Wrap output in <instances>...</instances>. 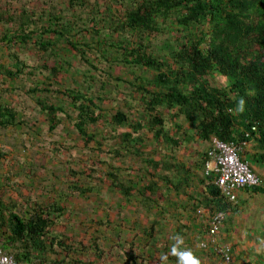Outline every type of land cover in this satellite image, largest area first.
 Masks as SVG:
<instances>
[{
    "label": "trees",
    "instance_id": "16d2710c",
    "mask_svg": "<svg viewBox=\"0 0 264 264\" xmlns=\"http://www.w3.org/2000/svg\"><path fill=\"white\" fill-rule=\"evenodd\" d=\"M3 1L0 145L18 135L28 139L8 143L12 148L0 151V164H27L21 177L38 178L47 166H36L52 152L41 130L58 136L66 123L85 156L77 165L63 164L59 179L70 193L62 192L53 204L40 200L51 193L54 170L41 185L39 201H16L9 191L1 195L12 178L6 177L5 186L0 181L5 255L17 264H88L83 257L94 251L97 260L89 264L105 258L112 264H179L171 254L176 238L165 241L164 231L183 235L187 243L177 245L178 253L191 251L187 245L197 233L168 229L169 208L186 207L194 223L199 210L219 211L231 224L241 215L239 205L222 197L207 165L212 153L219 155L217 141L249 155L255 173L264 170V0ZM26 53L38 64L30 65ZM150 147L161 154H149ZM34 155L39 159L33 162ZM105 189L138 202L137 215L156 218L144 221L133 238L117 234L111 243L98 235L89 246L78 243L63 202ZM244 191L264 196V184ZM172 195L180 200L170 201ZM124 220L118 225L110 216L99 225L116 224L122 231ZM194 226L200 229L194 242L203 243L208 228Z\"/></svg>",
    "mask_w": 264,
    "mask_h": 264
},
{
    "label": "rangeland",
    "instance_id": "374dc122",
    "mask_svg": "<svg viewBox=\"0 0 264 264\" xmlns=\"http://www.w3.org/2000/svg\"><path fill=\"white\" fill-rule=\"evenodd\" d=\"M30 1L34 2V0ZM6 3L7 0H4L3 4L6 5ZM13 4L15 5L14 7L17 6L16 3ZM26 54L27 57L25 59L30 65L38 64L37 59L35 60L29 58L30 53ZM79 68H82V65H80ZM35 82L38 83V80L36 79L35 81L30 82V84L28 85V90H32L36 87V85L34 84ZM41 83H43V81H41ZM71 85L73 88L75 87V84ZM15 86H17V84L15 83L11 85V87ZM20 94L22 98H26L25 93L21 92ZM14 98L15 101L18 102L19 98L21 97L16 94ZM113 105H108V107L112 108ZM41 133L43 145H45L47 153H49V151L52 152L51 154H49V157L42 160L36 167L40 169V165L44 164L47 166V170L40 169V176L38 178L31 179L27 175L21 177V175L19 174L21 168L23 169L27 164L21 165L19 167L17 162L11 163L10 161H2L0 164V181L3 182L2 186H5L7 183L6 177L12 178V183H10V187L4 188L5 190L1 193V195L5 191H9L10 193L8 196L15 199L16 201H25V199L29 197H32L35 201H39L41 198H39L38 195L43 194L44 188L41 187V185L45 182V179H47L46 177L51 178L50 176H47L50 175L49 170H54L57 179H55L54 177L51 178V182L54 183L50 188H48L51 193L47 198L41 199L40 201H43V203L47 204H53L54 202L59 201L58 197H60V194H62V192L70 193V190H68L69 187L66 184L62 183L59 177L62 176L63 169L67 168L65 166L70 167L67 163L74 162L77 165V160H82L83 154L81 155L77 147V142L75 141L76 136L72 132V128L68 123H66V126H64V131L62 129L58 131V136L50 135L47 131H45V128L41 130ZM17 139L21 141V139L25 140L28 138L27 136L18 135L16 136V139H11V141L8 142H6V139H3L0 145V151H6L7 149L8 151H10L12 147L9 146L8 143H15L17 142ZM203 146L205 145L199 144L198 148L202 150H206L207 148H209V146H206L207 148ZM157 149L158 148L156 147H150L148 152L151 155L161 154ZM156 150L157 152L155 153ZM25 155V158L29 159V155ZM247 158L250 165H255L249 155H247ZM38 159L39 158L34 155L32 161L34 162ZM73 159H75L76 161H73ZM197 159L199 160V158ZM136 161L137 160H135V162ZM56 168L58 169L56 170ZM257 174L264 179V172H257ZM68 180L70 181V179ZM14 187L16 191L14 190ZM51 188H55L56 191ZM241 195L244 199L243 202L247 201V203H243L244 206L239 217L238 225L236 228H234L233 232L229 230L228 233L223 232V234L225 236H229L228 239L231 241L226 240L227 242L234 243L239 247V250L235 252L238 263L245 264L252 262L253 264H264V196L254 195L253 193H247L245 191L242 192ZM173 199L180 200L177 195H172L170 197V201H172ZM63 203L68 208L71 217V219H68L67 221L71 226L70 233L72 238L78 243L85 242L88 246L92 243V239H95L98 235L105 236L106 240L108 241H111L112 237V239L115 240L114 236L117 234L122 235L123 239L133 238L137 230L138 232H143V229L145 227L144 221H149V219L156 218L155 214L152 215L143 213L140 216L137 215L138 202H134L132 204L127 203L125 199H123L120 195L113 193L110 189H105L104 191L102 190L101 194L96 195L92 194L88 196H73L72 198H68ZM169 210H172V208H169ZM110 216L114 218V223L118 225L119 223H121L122 218H125V220L122 221L124 223L126 222L123 226L124 230L121 231V229L118 228L116 224H114L112 228L99 225V223L101 222H108ZM120 217L121 220L119 219ZM136 219H138V221L139 219H141V228H136ZM186 220H189L188 217ZM177 228H182L184 234L189 233V231L185 230L182 226H174L173 230H177ZM115 231H117V233H115ZM121 232L123 234H121ZM196 233L192 231V234ZM164 235L165 241H172L173 238L178 237V234L176 235L174 233L172 235L169 230H165ZM182 237L183 236H180V238ZM183 240L185 241L184 238ZM186 240H188V238ZM111 243L113 242L111 241ZM119 254H122V252L119 251ZM83 259L88 264L91 261L94 262L97 260L94 251L90 254H85ZM113 261V259L108 260L107 258H105L104 261H102L101 263L98 262L97 264H112ZM116 261L115 264L117 263Z\"/></svg>",
    "mask_w": 264,
    "mask_h": 264
},
{
    "label": "built area",
    "instance_id": "2783aa9c",
    "mask_svg": "<svg viewBox=\"0 0 264 264\" xmlns=\"http://www.w3.org/2000/svg\"><path fill=\"white\" fill-rule=\"evenodd\" d=\"M215 145L218 147L216 151L219 155L212 153L213 160L207 165V174L214 173L217 178L216 186L230 202L236 203L239 192L247 187L263 185L262 179L242 161L238 147L217 141ZM198 217L208 224L209 231L207 239L201 244V249L217 254L219 264H237L232 248L229 245H222L220 240V231L226 221L225 214L214 212L208 216L206 211L199 210ZM0 264H17V262L0 250Z\"/></svg>",
    "mask_w": 264,
    "mask_h": 264
},
{
    "label": "crops",
    "instance_id": "0c3cea01",
    "mask_svg": "<svg viewBox=\"0 0 264 264\" xmlns=\"http://www.w3.org/2000/svg\"><path fill=\"white\" fill-rule=\"evenodd\" d=\"M244 158H246L247 160H248V158H247V156H245ZM254 168H255V166H254ZM256 168H261L259 165L256 167ZM257 170H259V169H257ZM259 172H264V170H259ZM201 188V187H200ZM205 193H206V190H205V192L203 191V195L206 197V195H205ZM207 194V193H206ZM208 195V194H207ZM173 200H175V199H173ZM243 198H242V195L240 196V200H239V207H241V212H242V209H243V203L245 204V203H247V201H245V202H243ZM182 201H183V206L185 205V201L182 199ZM177 208H179V209H172V210H169V214L168 215H170V216H168V217H170L169 219H168V225H169V228L168 229H170V230H173V227L174 226H182L185 230H187V231H194V229H195V226L194 225H196V228L197 227H199V226H201V227H203L204 225H205V227H207V225H206V222L203 220V219H201V218H199L200 220L197 222V223H194L193 222V217H194V215L189 211V210H186V207H182V206H179V207H177ZM173 217H175V219L173 218ZM187 217H188V219L189 220H186L187 219ZM239 217L240 216H238L236 219H235V221L231 224V223H229V217L227 218V220L228 221H226V225H225V227H224V229L222 230V235H221V244L225 241V240H229L228 238H229V236H225L224 234H223V232H229V230L231 231V232H233V230H234V228H236L237 227V225H238V222H239ZM194 225H193V224ZM198 229L199 228H197V230L196 231H194L195 233L197 232V234H199L198 233ZM177 230H180V229H178L177 228ZM200 230V229H199ZM196 234V235H197ZM193 236L192 237V239H191V242L190 243H193L192 245H187L188 246V248H189V250H191V252H192V254L196 257V258H198V260H199V264H215V258H212L213 260H214V263L211 261V260H207L208 259V257L207 256H205L204 254H202V252L199 250V244H196L194 241H196L195 239L198 237V239L200 238V236ZM181 236H183V235H181ZM202 236V235H201ZM179 245H181V244H179ZM212 262V263H211Z\"/></svg>",
    "mask_w": 264,
    "mask_h": 264
},
{
    "label": "clouds",
    "instance_id": "9594fccd",
    "mask_svg": "<svg viewBox=\"0 0 264 264\" xmlns=\"http://www.w3.org/2000/svg\"><path fill=\"white\" fill-rule=\"evenodd\" d=\"M240 156H241V154H240ZM241 159H242V161L244 162V158L241 156ZM246 159V158H245ZM247 160V159H246ZM245 163V162H244ZM246 164H248L249 166H250V168L252 169V171L254 172V169H253V167L249 164V163H246ZM257 174V173H256ZM258 175V174H257ZM259 176V175H258ZM261 179H262V181H263V184H264V179L261 177V176H259ZM262 186V185H261ZM219 189V188H218ZM220 190V189H219ZM244 190H246V189H244ZM244 190L243 191H240L239 192V194H238V201L236 202V203H232V202H230L229 200L227 201V203H229V204H234V205H239V200H240V196H241V193L242 192H244ZM220 194L222 195V192H221V190H220ZM222 197H224L225 198V196H223L222 195ZM228 199V198H227ZM207 213H208V216H211L214 212H219V211H214V212H210V211H208V210H205ZM223 214V213H222ZM226 216V221H227V218H228V216L227 215H225ZM226 221H225V223H224V225H223V227H222V229H221V231H220V240H221V235H222V230L224 229V227H225V225H226ZM206 225H207V227L206 228H208V224L206 223ZM228 241H231V240H228ZM225 242V245H229L231 248H232V251H233V247H232V245H234L235 246V244L234 243H229V242H227L226 240L224 241ZM182 243H187L186 241H184L183 240V238H180L179 236L176 238V245H174L173 247H172V249H171V254L172 255H178V257H179V264H199V260H198V258H196L193 254H192V252L191 251H183V252H179L178 253V251H177V245H179V244H182ZM201 244L202 243H200L199 244V250L200 251H203L202 249H201ZM209 255H205V256H207L208 257V259L207 260H211L213 263H214V260L212 259V258H215V264H219V258H218V256H217V254H215V253H208ZM210 254L211 255H213V256H210ZM233 254L235 255V258H236V254H235V252L233 251ZM212 257V258H211ZM211 262V263H212ZM236 263L237 264H240V263H238V261H237V258H236ZM170 264H172V263H170ZM245 264H249V263H245Z\"/></svg>",
    "mask_w": 264,
    "mask_h": 264
}]
</instances>
